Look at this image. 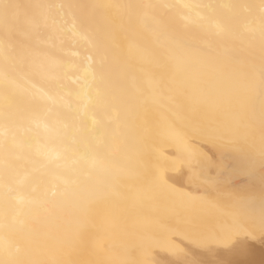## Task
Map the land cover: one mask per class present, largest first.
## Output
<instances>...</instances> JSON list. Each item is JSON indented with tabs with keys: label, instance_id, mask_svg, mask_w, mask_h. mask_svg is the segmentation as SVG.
<instances>
[{
	"label": "bare ground",
	"instance_id": "1",
	"mask_svg": "<svg viewBox=\"0 0 264 264\" xmlns=\"http://www.w3.org/2000/svg\"><path fill=\"white\" fill-rule=\"evenodd\" d=\"M262 76L264 0H0V261L264 264Z\"/></svg>",
	"mask_w": 264,
	"mask_h": 264
},
{
	"label": "snow or ice",
	"instance_id": "2",
	"mask_svg": "<svg viewBox=\"0 0 264 264\" xmlns=\"http://www.w3.org/2000/svg\"><path fill=\"white\" fill-rule=\"evenodd\" d=\"M228 5H220V7H227ZM36 8H44L46 6L44 5H35ZM60 7H66L67 9L71 10L74 7H77L76 5H72V4H68V5H62ZM167 7V6H166ZM202 7H206L208 9H212L214 7V5L212 4H207V5H202ZM66 68L70 67L68 65L65 66ZM65 75H67V72H65ZM58 87V91L64 93L66 96L70 97V100L66 103V108L68 113L75 115L78 112L77 107L71 103V100H78L79 99V94L78 93H74L72 92L69 88L67 87H61V86H57ZM261 87H264V76H262V83H261ZM100 93L97 92V96L91 98L93 103H95V100L97 98H99ZM261 123H262V130H261V136L262 138H264V113H262L261 115ZM219 131V130H217ZM220 135H222L225 139H229L228 135L226 134V132H219ZM62 135L68 139L69 143L74 142V138L77 135H81V136H89L91 135L92 139H97L100 136V129L96 126V122L93 121V123L86 127V128H77L75 126H69V125H65L63 130H62ZM5 151H10V149L12 147H15V144L13 142V144L9 145L7 143H5L3 145ZM91 158V153L87 152V151H82L79 154V159L82 161H88ZM4 196L6 198H11V188L8 187L7 185L4 186ZM0 264H6V262L4 261H0ZM8 264H10V262H8Z\"/></svg>",
	"mask_w": 264,
	"mask_h": 264
},
{
	"label": "rangeland",
	"instance_id": "3",
	"mask_svg": "<svg viewBox=\"0 0 264 264\" xmlns=\"http://www.w3.org/2000/svg\"><path fill=\"white\" fill-rule=\"evenodd\" d=\"M258 235H259V237L261 238L260 239V243H258L259 245V247L261 248V249H264V230H259L258 229Z\"/></svg>",
	"mask_w": 264,
	"mask_h": 264
}]
</instances>
